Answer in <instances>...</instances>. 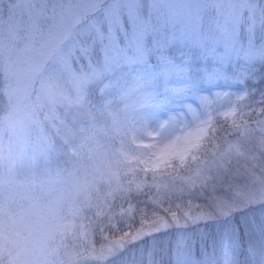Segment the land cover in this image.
Wrapping results in <instances>:
<instances>
[{
  "label": "rangeland",
  "instance_id": "obj_1",
  "mask_svg": "<svg viewBox=\"0 0 264 264\" xmlns=\"http://www.w3.org/2000/svg\"><path fill=\"white\" fill-rule=\"evenodd\" d=\"M153 36L167 37V60L138 62L137 42ZM263 61L264 0H0V261L103 259L110 246L94 235L178 181L194 201L154 233L246 208L251 240L217 242L202 264H264L260 213L247 208L264 201ZM216 121L232 136L200 151ZM59 143L65 163L51 159Z\"/></svg>",
  "mask_w": 264,
  "mask_h": 264
},
{
  "label": "trees",
  "instance_id": "obj_2",
  "mask_svg": "<svg viewBox=\"0 0 264 264\" xmlns=\"http://www.w3.org/2000/svg\"><path fill=\"white\" fill-rule=\"evenodd\" d=\"M102 7L97 9L95 13H99ZM93 13V15L95 14ZM92 15V16H93ZM151 64L157 67L158 62L151 57L149 59ZM258 68L264 72V61L260 63ZM96 91V88H95ZM264 105V104H263ZM7 106L6 95L4 91V83L2 82V77L0 74V120L5 112ZM90 117L96 118L98 113L95 109H91ZM215 133L204 139L203 145L200 151L205 153L218 152L223 146L222 143L225 138L232 136L231 131L234 130L233 124H229L223 121H216L214 124ZM214 142V144L211 143ZM61 144V145H60ZM64 146V143H59V148L57 147L56 154H52V161L67 162L69 158V152ZM61 149V150H60ZM214 154V153H212ZM191 163V164H190ZM190 164V165H189ZM196 163L193 162H183L178 166L179 177H183L187 173L188 169ZM153 193L156 198H149L146 200V213L133 214L127 222L123 220L115 219L113 223L116 225H106L99 230L97 235L93 237V244L98 246L99 244L109 245L111 253L107 257L97 260L86 258L82 260L76 258L74 263L76 264H175L172 244L171 241L175 239V234L177 231H182L183 229L170 226L169 230L166 232L154 233L157 223H171L174 218L178 220L182 218L184 213V206L182 205L184 200H187V196L193 199L194 194L188 189L183 187L180 182H169L166 185L156 184L151 186ZM143 196L145 191L142 192ZM193 194V195H191ZM197 197V196H196ZM197 202L194 205L197 206ZM182 223V221H180ZM212 223V222H210ZM209 223V224H210ZM200 225L194 224L192 227H188L183 231L186 232H196ZM214 224L207 225L206 230L214 233ZM128 234V235H126ZM140 235L141 238L132 242H127L125 239L131 236L135 237ZM153 242H155L153 244ZM153 245V250L151 246ZM218 243L210 236L205 242L203 251L200 250V246L197 245V250L191 259L194 264H202V262H211L215 257H218L219 253ZM152 251V252H151ZM153 254V257L151 258ZM243 256V255H242ZM242 261V259H241ZM4 261H0L3 264Z\"/></svg>",
  "mask_w": 264,
  "mask_h": 264
},
{
  "label": "snow or ice",
  "instance_id": "obj_3",
  "mask_svg": "<svg viewBox=\"0 0 264 264\" xmlns=\"http://www.w3.org/2000/svg\"><path fill=\"white\" fill-rule=\"evenodd\" d=\"M168 47V39L164 36H153L151 46H148L143 39L136 44L134 59L138 62H146L150 55H156L159 60L165 61V50ZM212 50H209L211 54ZM248 209L258 210L261 219V236L264 237V201L259 204H249ZM214 224L215 232H209L205 228H198L196 232L177 231L175 239L171 241L172 252L175 264H194L191 259L194 256L197 245L203 251L205 242L211 236L225 250L232 249L243 250L245 238L251 240L252 233L249 230V219L246 208H231L228 211L220 210L214 213L210 218L201 214L194 220V224ZM167 226H165L166 228ZM155 242H153L154 244ZM251 245L249 244V252Z\"/></svg>",
  "mask_w": 264,
  "mask_h": 264
}]
</instances>
